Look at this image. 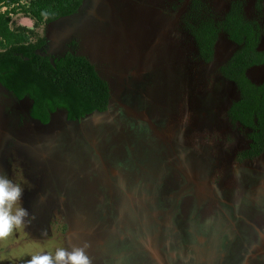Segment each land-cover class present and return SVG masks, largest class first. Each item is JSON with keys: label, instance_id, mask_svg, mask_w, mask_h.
I'll return each mask as SVG.
<instances>
[{"label": "rangeland", "instance_id": "obj_1", "mask_svg": "<svg viewBox=\"0 0 264 264\" xmlns=\"http://www.w3.org/2000/svg\"><path fill=\"white\" fill-rule=\"evenodd\" d=\"M233 2L261 29L263 50L264 0H85L73 16L39 24V53L84 56L113 99L79 123L58 110L42 125L28 100L0 86V173L24 188L18 206L29 212L0 240V264L85 242L93 264H264V154L236 161L248 131L229 122L238 93L219 73L238 47L221 32L205 64L189 31L220 22ZM11 21L34 26L18 11ZM247 75L260 83L264 68ZM124 82L118 94L133 108L116 105Z\"/></svg>", "mask_w": 264, "mask_h": 264}, {"label": "trees", "instance_id": "obj_2", "mask_svg": "<svg viewBox=\"0 0 264 264\" xmlns=\"http://www.w3.org/2000/svg\"><path fill=\"white\" fill-rule=\"evenodd\" d=\"M21 2L0 0V86L17 101L28 100L29 117L42 125H48L58 110H63L67 122L106 112L109 85L87 58L71 52L56 57L39 53L47 42L35 30L39 24L76 14L83 0ZM17 11L34 21L32 29L12 26L11 14ZM189 30L205 63L213 61L221 32L238 46L219 67V73L238 93L227 109V117L248 131V148L242 157L260 156L264 153V79L256 84L247 75L253 67L264 68V50H258V26L244 18L240 3L233 2L220 22L200 21Z\"/></svg>", "mask_w": 264, "mask_h": 264}, {"label": "clouds", "instance_id": "obj_3", "mask_svg": "<svg viewBox=\"0 0 264 264\" xmlns=\"http://www.w3.org/2000/svg\"><path fill=\"white\" fill-rule=\"evenodd\" d=\"M23 196L24 188L6 174L0 173V240L8 238L15 229L28 222V210L18 206ZM42 235L47 236V232ZM89 248L87 242L70 249L61 247L56 249L54 255L44 253L32 256L28 264H93L88 254Z\"/></svg>", "mask_w": 264, "mask_h": 264}, {"label": "water", "instance_id": "obj_4", "mask_svg": "<svg viewBox=\"0 0 264 264\" xmlns=\"http://www.w3.org/2000/svg\"><path fill=\"white\" fill-rule=\"evenodd\" d=\"M73 16V15H72ZM70 17V16H69ZM66 18V17H65ZM61 20H62V18L61 19H59V20H57V21H55V22H53V24H56V23H58V22H61ZM52 24V23H51ZM90 62V61H89ZM91 64H93L92 62H90ZM94 65V64H93ZM94 67H95V65H94ZM96 68V67H95ZM96 70L98 71V69L96 68ZM98 73H99V71H98ZM120 74V77H124V73L123 72H119ZM131 73H134V71L132 70V72ZM136 73V72H135ZM100 74V73H99ZM101 76V75H100ZM102 77V76H101ZM107 82V81H106ZM108 83V82H107ZM258 84V83H257ZM108 85H109V83H108ZM127 86L128 85V83H123V84H119L118 86H117V89H116V93L118 94V91H119V89L122 87V86ZM109 88H110V85H109ZM119 96L121 97V92H119ZM122 98V97H121ZM122 99H124V98H122ZM111 101H112V99H111V89H110V101H109V106H108V109H109V107H110V105H111ZM124 101H126L127 102V100H125L124 99ZM128 103V102H127ZM129 104V103H128ZM116 105H118V106H120V107H125V108H129V107H134L133 105H130L129 104V106L127 107V106H125V105H120V104H116ZM136 108V107H135ZM108 109H107V111H108ZM106 111V112H107ZM103 113H105V112H103ZM103 113H94V114H103ZM94 114H92V115H94ZM91 116V115H90ZM89 117V116H88ZM132 119H129L128 121H131V120H134V117H136L135 115H132ZM143 117L145 118L144 120H145V122H147L148 124H149V129H148V131L149 132H151V133H149V134H153V135H155V134H157L158 132H157V130H156V124H154L152 121H151V119H150V116L147 114V112L146 111H143ZM87 118V117H86ZM86 118H84V119H86ZM84 119H82V120H84ZM128 119V118H127ZM148 119V120H147ZM150 119V120H149ZM82 120H80V121H77V122H67L66 120V123L67 124H72V123H79V122H81ZM147 124V125H148ZM153 127H155V129H153ZM138 130V129H137ZM138 131H140V130H138ZM137 137H140V136H137ZM161 138H163L162 136H160ZM128 139H131L129 136H128ZM141 139V138H140ZM134 141H138V140H132V142H134ZM148 152H145V154H147Z\"/></svg>", "mask_w": 264, "mask_h": 264}, {"label": "flooded vegetation", "instance_id": "obj_5", "mask_svg": "<svg viewBox=\"0 0 264 264\" xmlns=\"http://www.w3.org/2000/svg\"><path fill=\"white\" fill-rule=\"evenodd\" d=\"M231 5V4H230ZM230 7V6H229ZM229 10V9H228ZM227 10V11H228ZM78 13V12H77ZM227 13V12H226ZM243 14V13H242ZM225 16V15H224ZM245 18V17H244ZM248 21V20H247ZM215 22V21H214ZM249 22H251V21H249ZM215 23H218V22H215ZM253 23V22H252ZM255 24V23H254ZM255 25H257V24H255ZM258 26V25H257ZM258 28H259V26H258ZM259 30H260V37H259V44H258V50H260V51H262L260 48H259V45H260V40H261V36H262V31H261V29L259 28ZM190 31V30H189ZM225 34V33H224ZM39 35V34H38ZM190 35H191V33H190ZM192 36V35H191ZM40 37V36H39ZM219 37V36H218ZM42 38H44V37H42ZM193 38V37H192ZM194 40V39H193ZM232 43V42H231ZM196 45V44H195ZM235 45V44H234ZM46 46V45H45ZM237 46V45H236ZM238 47V46H237ZM197 48V47H196ZM238 49V48H237ZM264 50V49H263ZM236 51V50H235ZM234 51V52H235ZM65 52H69V50L67 51H64L63 53H65ZM233 52V53H234ZM63 53H61V54H59V55H62ZM198 53V52H197ZM232 53V54H233ZM43 55V54H42ZM59 55H57V56H59ZM47 56H49V55H47ZM199 56V55H198ZM51 57V56H50ZM53 57H56V56H53ZM200 58V57H199ZM201 60V59H200ZM202 61V60H201ZM227 61V60H226ZM203 62V61H202ZM203 63H205V62H203ZM205 64H209V63H205ZM223 65V64H222ZM221 75V74H220ZM222 76V75H221ZM233 102V101H232ZM230 106V105H229ZM227 114V113H226ZM228 118V117H227ZM229 120V119H228ZM229 122H230V120H229ZM238 125V124H237ZM240 126V125H239ZM243 128V127H242ZM244 129V128H243ZM246 130V129H245ZM248 134V133H247ZM248 139V138H247ZM248 143H249V140H248ZM247 148H248V145H247ZM246 148V149H247ZM246 149L245 150H243V151H241L240 153H238L237 154V156H236V161L238 162V163H241V162H244V161H246V160H250V159H245V158H243L242 157V155H243V153L246 151ZM264 154V153H263ZM262 155V154H261ZM259 157V156H258ZM254 158H257V157H254ZM254 158H251V159H254Z\"/></svg>", "mask_w": 264, "mask_h": 264}, {"label": "crops", "instance_id": "obj_6", "mask_svg": "<svg viewBox=\"0 0 264 264\" xmlns=\"http://www.w3.org/2000/svg\"><path fill=\"white\" fill-rule=\"evenodd\" d=\"M85 4V0H83V3H82V6ZM81 6V7H82ZM80 7V8H81ZM50 25H53V23L52 24H50ZM118 90V89H117ZM118 96H117V98H118V104H120V105H125V106H129V104L127 103V102H124V99H122L120 96H119V94H117ZM111 99H113V93H112V91H111ZM178 101H176L175 102V104L177 103ZM175 108L176 107H178L177 105H175L174 106ZM173 109V110H172ZM172 109H170L168 112H167V114L169 115V117H173L172 119H171V121L170 122H172L173 120H174V116H175V109L174 108H172ZM129 120V119H128ZM156 130H159V128L157 129V127H156ZM162 134V133H161ZM164 135L162 134V137H163ZM144 171L146 170L145 168L143 169ZM145 173V172H144Z\"/></svg>", "mask_w": 264, "mask_h": 264}, {"label": "built area", "instance_id": "obj_7", "mask_svg": "<svg viewBox=\"0 0 264 264\" xmlns=\"http://www.w3.org/2000/svg\"><path fill=\"white\" fill-rule=\"evenodd\" d=\"M2 10H5V8H3Z\"/></svg>", "mask_w": 264, "mask_h": 264}]
</instances>
